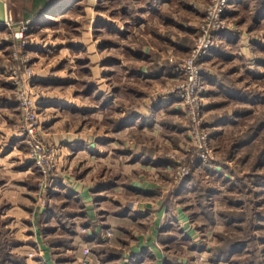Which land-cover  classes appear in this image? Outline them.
Segmentation results:
<instances>
[{"label":"rangeland","instance_id":"374dc122","mask_svg":"<svg viewBox=\"0 0 264 264\" xmlns=\"http://www.w3.org/2000/svg\"><path fill=\"white\" fill-rule=\"evenodd\" d=\"M21 1L27 6L30 0ZM50 1L51 8L31 26L29 20H19L16 25L0 30V181L8 182L7 187H0V259L2 246L7 242L31 244L29 236L34 235L30 232L34 212L39 217L46 212L48 220L44 226L48 230L54 228V235L68 237L74 235L73 230L86 231L81 218L74 217L72 221L76 223L69 224L71 218L65 220L64 213L61 222L51 210L54 206L65 205L71 211L83 210L79 201L71 200V188H63L65 184L62 183L70 184L66 176L77 179L88 174V181L97 187L104 174L106 180L113 183L117 173L114 160H97V150H106L111 155L133 153V156H121L122 159H134V155L155 156L153 172L140 167L144 160H139L137 168L138 178L142 174L140 178L151 183L149 190L128 187L120 195H125V202L145 203L157 198L164 201L166 215L158 224L157 235L167 232L180 244L189 243L186 235H200L199 243L192 245L198 253L197 264L211 263L214 246L222 242L219 234L225 232L240 244L230 255V264H244L243 260L249 264H264V160L260 164L259 158L260 147L264 145V128L253 139L242 141L250 126L258 121L264 126V18L256 22L251 14L252 6L234 3L235 0L227 9L231 28L227 34L222 33L228 35L224 46L230 48L227 51H234L236 57L229 59L228 55V59L223 60L221 56L214 57L213 51L201 66V121L209 135L212 152L204 162L197 160L193 165L191 160L203 153L192 138L194 119L187 105L173 101L170 95L177 84L186 81L184 74L175 73L176 67L189 56L210 0ZM106 19L108 23H101ZM25 26L27 29L23 32ZM21 30L22 36L17 34ZM242 34L248 40L255 35L261 41L248 42L250 47L244 58L238 54L243 46ZM93 50L97 54L94 55ZM98 56L106 68L99 78V66L95 63ZM157 61L165 74L158 77L139 75L138 71L144 67L148 71L156 69L154 73H157ZM257 62L260 79L253 74ZM222 71L228 78L225 83L230 85L224 87L231 90L228 94L216 85L222 78ZM212 80L215 85L210 84ZM103 83L109 94L106 99L100 86ZM233 87L244 95H235ZM23 94L31 99L38 114V124L31 136L20 104ZM162 99L172 100L169 110L157 106L152 112L148 110L151 114L145 125H139V118L129 122L132 128L117 129L120 119L135 112L146 115V104ZM104 103L107 112L103 115L93 112ZM221 121L223 124L215 127ZM60 132L99 135V140L107 142L96 143L94 152L85 149L82 154H75L71 152H76L75 148L71 149L74 146L55 139ZM113 140L117 142L114 144ZM35 143L41 145L38 158L51 166L46 173L35 164ZM19 162H28L32 170L17 171ZM128 162L120 160L118 169L126 167ZM158 162L162 164L159 172ZM179 163L191 166L189 174L178 176ZM183 179L188 182L180 190L178 183ZM122 180L123 183L127 180L126 175ZM19 184L27 186L23 188ZM111 186L102 193L113 208V199L118 200L115 196L119 193L115 192L116 186ZM67 192L69 196L64 194ZM21 205L27 206L26 222L20 224L26 225L25 233L15 221L17 208L14 207ZM146 210L150 211V219L143 222L145 225L122 223L121 235L141 233L147 225L150 227L155 221L153 212L158 209L152 205ZM230 210L239 211V215L227 224L220 212ZM179 212L187 215L185 225L176 219ZM239 216L243 219L238 220ZM38 223L45 233L40 220ZM106 229L111 228L103 227L101 238L84 244L90 247V257L100 260L99 264L103 255L100 248L115 247L114 233L109 240H103ZM24 234L29 236H18ZM124 237L125 242L130 243V236ZM160 240L158 238L157 242ZM116 247L125 249L127 245L119 243ZM17 249L13 244L8 250L25 261L26 253ZM67 255L69 259L62 264H79L72 248Z\"/></svg>","mask_w":264,"mask_h":264},{"label":"crops","instance_id":"0c3cea01","mask_svg":"<svg viewBox=\"0 0 264 264\" xmlns=\"http://www.w3.org/2000/svg\"><path fill=\"white\" fill-rule=\"evenodd\" d=\"M30 1L28 2V4L30 3ZM233 2L234 0L232 1V3ZM236 2L237 3L242 2L244 6L245 5L252 6L253 9H251V14L254 17V20H256V22H259L260 20L262 21L261 18H264V8L261 7V5H259V3L256 2V0H235L234 3ZM21 5L22 6L25 5L21 0H0V30L8 28L7 27L8 25L10 26L16 25L19 20H22V9H21L22 6ZM42 7L43 5L41 4L38 7V9L40 10ZM108 22L109 20L106 19V21H102L101 23H108ZM224 35L225 34L218 36L213 56L214 57L221 56V59L223 58V60H225V59H228L227 56L229 55L230 56L229 59H235L236 56L234 55L235 54L234 51L231 52L229 50L231 52L230 53L229 51H227V49H230V48H228L227 46H224L225 41L228 40V37H227L228 35H225V36ZM248 42H251V43L253 42L252 44H255V43L257 44V43H260L261 41L258 38H256L255 35L251 38V40H248V38H246L244 34H242L243 46L241 48V52L238 51L239 56L241 55L243 57L244 54H247L246 52L249 50V47H250ZM88 46L89 44H87V48L89 51ZM219 46L221 47L219 48ZM242 50L244 51V53ZM93 53L94 55L97 54V52H94V50H93ZM249 56H250V52L247 57ZM98 58H99L98 62L97 61L96 62L94 61V62L98 63V66H99V70H98L99 74L97 75V77L99 78L101 74L102 75L105 74L106 68H105V64H103L102 61L100 60L101 58L99 56ZM256 59L258 60V62L261 61V60L259 61V57H256ZM157 63L159 64V69H161L162 71L158 69L159 73L158 72L154 73L157 71L156 69H153V70L151 69L152 71H148L144 67V69L142 68V70L138 71L139 75H142L145 77L157 75L156 77H158L161 73L165 74L166 72L163 71L162 69L163 67L161 63H159L158 61ZM255 68L256 69H254V72H253L254 77H256L257 79H260L261 78L260 71L257 69L259 68V63L257 64V67ZM223 73L224 71L221 72L222 78H219L218 80L219 82L216 85L218 88H222L223 92L225 93L227 92L228 94V92L230 93L231 90L229 89L230 91H227V88H224V87L225 86L229 87L230 85L225 83V81H227L228 78L226 79ZM215 79H218V78L216 77ZM101 80L103 81V78L99 79V81ZM210 84L215 85L213 80L210 82ZM100 86H101V90H103L102 92L106 99L107 96H109V94H107L106 85L103 83V86L102 85ZM232 91L234 92L235 95H241V94L244 95V92L239 93L238 91H241V90L239 89L235 90L234 87L232 88ZM244 97L242 96V98ZM170 102L172 103V100L169 101V99H165V100L162 99V100L157 101L156 103L151 101L150 104L149 103L146 104L147 107L144 109V111L147 112L148 110H150L152 112L153 110L157 108V106H161V108L163 106L164 108L169 110ZM116 108L117 107H115V109ZM117 110L119 111V109ZM173 110H176V108L174 107ZM95 111H97L98 114L103 115V113L107 112V104L104 103L102 107H98L93 112ZM150 114L151 113L149 111L147 112L146 115H144V112L131 113V115L128 118V121L122 126L118 125L119 121L123 119L121 117L122 119H120L117 123L118 125L117 129L127 130L128 128H132L131 126L133 125H129L130 124L129 122L132 121L133 119H139V118H140L139 125L142 123L143 125H145V123L149 121L148 115ZM124 120H126V118ZM223 122L222 121L218 122L215 125V127L220 126L221 124H223ZM263 128L264 126L262 127V129ZM98 138H99V135L98 136L89 135V133L87 136L83 134L72 133V132H60L55 135L56 140L64 141L65 145L67 146H70V147L74 146L71 149L73 150L75 148L76 152L75 151H71V152L72 153L74 152L75 154H82L83 152H85L84 151L85 149L89 150V152L90 151L94 152L95 150H97L95 149L96 143L101 144L106 141L105 140L102 142ZM112 142L115 144L117 141L113 140ZM105 151L97 150V153H98L97 160L99 162H104V161H101V160H104V158H109V159L114 160L115 162L114 165H116L114 170L115 171L117 170V173L114 176L113 183L109 182V180H106L104 174H102L103 175L102 182L101 181L97 182V187H95L96 186L95 183L92 182L93 185H91L90 181H88L89 179L88 174H86L82 178H77V179L66 176L67 177L66 179H68L70 184L65 183V182L62 183V184H65L63 188L65 187L66 189L68 186L71 188V191H73V194H72L73 199L71 200L79 201V203L83 207V210L77 211V212L71 211V209H67L68 205H65V206H60L61 207L60 213L61 215L66 213L65 220H67V217L71 218V221L69 222V224L76 223V221H72L74 217L78 219L81 218L82 220L81 223L82 225H84V228H86L84 229L86 231L76 232V230L75 231L73 230L72 234L74 235H68V237H63V235H54L55 233L54 228H51L50 230H48L46 228V225L44 226V222L47 219V217L45 216L46 212L45 211L44 213L42 212L40 217L37 215L38 213L37 214L35 212L32 213L33 218L31 220L30 232L34 235H30L31 237L25 234L18 235L21 238L22 237L25 238L26 236H29L31 244L25 243V241H23V243L15 244V246L18 247L17 250H21L20 252H25L26 256L28 257V258L26 257L24 264H62V262L67 261L69 259V255L67 254L68 252H70L71 248L75 256L77 255L76 256L77 261H80L81 258L83 257L82 246L84 244H88L90 241H92L93 238H97V237L101 238L100 233L103 230V227H110L113 233L115 234L116 240H114V243H113L115 244V247L109 245L110 247L117 248L116 246L119 243L120 245H122V243L127 245V248L125 249H119L118 247L117 248L118 250H116L117 251L116 253H120V255L119 256L113 255V257H110V259L107 261L108 263L106 264H197L196 256L198 255V253H197L196 247L192 245L199 243L200 235H186L190 238L189 239L190 244L187 242L185 243L182 242L180 244L179 242L176 241V239L170 238V235H168L167 232L165 233L163 232L162 235H157L158 234L157 230L159 228L158 224L161 222V219L166 215L165 211L167 208V204L164 203V201H161L160 199L157 198L153 200L152 202H145V203L144 202H139V203L134 202L133 203L132 201L125 202L124 201L125 195H120L122 193H125L128 187H130L128 189L141 188L143 190H149L148 186H150L151 183H149L146 179L140 178L142 174H140V177L138 178L137 168L140 165L139 160L140 161L144 160L142 161L144 164L140 165V167L142 166L151 171L154 170L155 167L153 166V163H154L153 159L155 158V156L144 155V156H147V157H144L141 155L139 156L134 155V159L133 157H130L131 159L129 158L122 159L124 157H121V156H126V155L133 156V153L118 152V153H114L113 155H111L110 152L106 153ZM91 156H94V155L92 154ZM120 160H128L129 162L127 163L126 167H122V169H118L120 165ZM18 164L19 165H17V171L22 170L23 172H29L32 170V167L30 166L28 162L26 163L19 162ZM158 164H160V162H158ZM125 165L126 164H122V166H125ZM161 165L162 164L157 166L158 172L161 171V169H159L161 168L160 167ZM121 174H124L127 177V180L124 181L125 184L123 183V180H122V176L124 177V175H121ZM59 184L61 185V183ZM110 185H112L111 186L112 188L116 186L115 192L119 193V195L115 196L117 198L119 197L118 200L115 198L114 199L112 198L113 203H114L113 208L110 206L111 202L108 201L107 199H104L105 195H103L102 193L103 191H108V188H110L109 187ZM3 186L5 187L8 186V182L6 180H2V182L0 181V187H3ZM18 186L25 188L27 185L19 184ZM22 192H24V190H22ZM68 192L64 194L66 196H69L70 194ZM152 205H154L155 209H158V210L153 212V214L155 215L154 216L155 221L153 224L150 225V227H148L147 225L148 228L146 227V230L144 229L145 232L143 231L141 233H136L134 231L133 235L132 234L131 235H121V228L123 227L121 225L122 223H128V224L133 223V224H144L145 225V223L143 222L145 220L147 221L148 218L150 219V217H148L150 214V211L146 210V208ZM21 206L14 207V208H17L15 209L17 212V217L15 221L19 225L22 223L24 224L26 222L25 208H27V206H22V207ZM54 215L57 217L56 214ZM138 217H143V219H139ZM176 219L179 220L181 224L185 225L186 223L185 221L187 220V215H185L184 212H179L176 216ZM39 220L41 222V226L46 229L45 233L43 230L40 229V225L38 223ZM57 220H59L58 217H57ZM19 227L23 228V229H20L21 232L23 233L27 232L26 225L25 226L20 225ZM148 229L149 231H147ZM53 230L54 232H52ZM124 236H127V237L130 236L131 238L130 243L125 242ZM52 238L59 239V242L63 240L68 243L55 244V242H50V239ZM158 238L161 239L159 243L157 242ZM34 252L35 254L32 255L31 253H34ZM64 253H67V254L62 255ZM171 256H173L176 260H172ZM191 257L193 260L190 259ZM92 261L95 264L97 263L99 264L100 260L92 257ZM230 261H231L230 259L229 260L228 259L227 260L225 259H215L214 260L213 259L210 264H230ZM100 264H105V263L102 262Z\"/></svg>","mask_w":264,"mask_h":264},{"label":"built area","instance_id":"2783aa9c","mask_svg":"<svg viewBox=\"0 0 264 264\" xmlns=\"http://www.w3.org/2000/svg\"><path fill=\"white\" fill-rule=\"evenodd\" d=\"M232 1L233 0H210L208 6L205 8L203 20L199 25V31L196 36L194 46L189 56L186 57L184 63L178 65L175 71L177 75L184 74L186 81H183L175 86V89H173L170 95L172 97L171 99L179 102L182 101L185 106L187 105L186 109H188L189 114L193 116V121L195 123L192 128V138L199 144L198 146L203 152L202 154L199 153L196 158L191 160L193 165L196 164L197 160H200V163L204 162L212 152L211 146H209V135L207 131H204L202 128L201 121V95L203 92L201 66L206 61L207 57L214 51L216 47V37L222 33H226L231 28L227 21V9L229 5L232 4ZM257 1L264 5V0ZM26 29L27 26L22 29L23 32ZM22 30L17 34L22 36ZM23 44L26 46V41H23ZM25 96L26 95L24 94L20 96V104L23 115L26 118V123H28V135L31 136L38 124V114L31 99ZM28 142L30 143V140ZM40 150L41 145L39 143H35L33 150L35 164L41 167L42 172L46 173L51 166L47 163H43L38 158ZM190 170V165L179 163L177 170L178 176H186L189 174ZM112 234L113 231L111 229H106L102 236L103 240H109ZM82 250L83 257L79 261V264H95L90 257V247L84 245Z\"/></svg>","mask_w":264,"mask_h":264},{"label":"trees","instance_id":"16d2710c","mask_svg":"<svg viewBox=\"0 0 264 264\" xmlns=\"http://www.w3.org/2000/svg\"><path fill=\"white\" fill-rule=\"evenodd\" d=\"M50 0H32L30 1L29 5H21V9H22V20L27 21L29 20L30 26L34 23L37 22V20L41 17V15H43L44 13H47V11L51 8V3ZM43 5V7L39 10L38 7L40 5ZM46 4V5H45ZM261 7L264 8V5L260 4ZM45 15V14H44ZM253 98V97H252ZM246 113H249L248 111ZM129 117H126V120L122 119L119 121L118 125H124L127 121H128ZM263 124L261 122H257V124L250 126V128L248 129V131L245 133V135H243L242 137V141H248L250 139H253L254 137H256L257 134H259L260 129H262ZM263 144H264V140H263ZM259 158H261V162L260 164H263V160H264V145H262V147H260V153H259ZM186 182H188V180L183 179L181 182L178 183V188L181 190V188H183V186L186 184ZM241 204H243L241 202ZM57 217H59V221H62L61 218V207L58 206H54L52 208V210ZM231 211V210H230ZM228 211V212H220V214L222 215V217L224 218V222L225 223H232L233 221H235L236 219H234V217H236L237 215H239V211ZM240 219L238 220H242L243 218L239 216ZM169 235V234H168ZM227 235V236H226ZM229 234L227 232L225 233H220L219 237L220 240L222 242H220L219 244L214 246V253L212 255V259H229L230 255H232V253L236 252L237 249H239L240 244L237 243V240L234 241V239L230 236H228ZM171 238V236H170ZM20 242V241H19ZM50 242H55V244L57 243H61V244H65L68 242H65L63 240H61L59 242V239H50ZM18 242H7L6 244H4L2 246V251H3V256L0 259V263L1 264H24L25 261L23 260V258L21 256H18L14 253H11V251H9L8 249L10 248V246H12L13 244H16ZM7 247V248H6ZM101 253H103L101 260L103 263H108L107 261L110 259V257H113V254L115 256H119L120 253H115L117 252L115 250V248L113 247H109V246H105L100 248ZM113 252V253H112ZM100 253V252H99ZM172 260H176L173 256H171ZM171 260V262H172ZM244 264H249V261L246 262L245 260H243Z\"/></svg>","mask_w":264,"mask_h":264}]
</instances>
